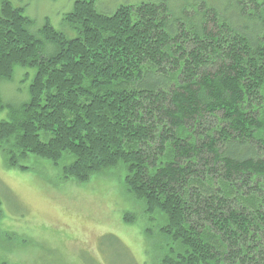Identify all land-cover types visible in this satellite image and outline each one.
Listing matches in <instances>:
<instances>
[{
    "label": "trees",
    "instance_id": "1",
    "mask_svg": "<svg viewBox=\"0 0 264 264\" xmlns=\"http://www.w3.org/2000/svg\"><path fill=\"white\" fill-rule=\"evenodd\" d=\"M97 1H74L66 34L2 2L0 81L33 71L0 120L7 165L122 169L162 222L158 264H264V0Z\"/></svg>",
    "mask_w": 264,
    "mask_h": 264
},
{
    "label": "rangeland",
    "instance_id": "2",
    "mask_svg": "<svg viewBox=\"0 0 264 264\" xmlns=\"http://www.w3.org/2000/svg\"><path fill=\"white\" fill-rule=\"evenodd\" d=\"M0 0V9L2 2ZM31 21V31L49 24L68 32L69 13L75 0H6ZM142 0H98L97 9L109 13L122 3ZM147 1V0H145ZM44 54L51 46L44 45ZM29 71V69L27 70ZM15 68L11 82L0 81V120L9 106L27 98L33 71L24 79ZM27 168L7 165L0 151V262L6 264H158L165 239L158 234L157 214L124 187V171L110 168L88 181H62L59 170L48 161L28 155ZM129 213L132 222H125ZM113 235L127 251L103 238Z\"/></svg>",
    "mask_w": 264,
    "mask_h": 264
}]
</instances>
